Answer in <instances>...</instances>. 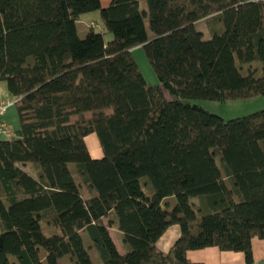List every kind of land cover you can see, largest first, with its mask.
<instances>
[{"label":"trees","instance_id":"16d2710c","mask_svg":"<svg viewBox=\"0 0 264 264\" xmlns=\"http://www.w3.org/2000/svg\"><path fill=\"white\" fill-rule=\"evenodd\" d=\"M145 3L0 0V81L20 126L0 140V264H201L186 254L209 247L252 262L251 240H264V109L224 120L190 101L264 100V1ZM95 11L104 33L79 37ZM204 19L208 40L195 27ZM138 47L159 85L145 82ZM173 225L180 236L161 252Z\"/></svg>","mask_w":264,"mask_h":264},{"label":"crops","instance_id":"0c3cea01","mask_svg":"<svg viewBox=\"0 0 264 264\" xmlns=\"http://www.w3.org/2000/svg\"><path fill=\"white\" fill-rule=\"evenodd\" d=\"M105 1H106L104 3L105 5H103V3L101 2L102 7H106L110 3L111 0H105ZM138 2H139L140 9L142 11H146V9L142 5L143 2L141 3V0H138ZM195 27L198 31H200L203 34V37L205 40L210 39L211 35L209 32V24L207 23L206 19L200 20L197 23H195ZM15 100L16 99L14 97L10 96L7 90L6 83L0 81V103L2 104L13 103L7 108V111L3 117V120L6 126L12 133L11 140L20 138V126H19V120H18L17 111L15 107ZM86 138H85V142H86ZM0 140L5 141L1 138ZM94 140L95 139H90L88 140V143L86 144L89 149V153L91 157L94 159H99L102 157L101 149L99 148V152L97 155L92 154L90 150V144L91 143L93 144ZM23 169L35 177V170L33 169L31 164H26L25 166H23ZM198 200L200 201L198 202ZM198 200L194 202L195 207L199 208L202 212H208L209 206L205 198L201 197ZM165 203H167L169 207H172L174 205L173 199H168L165 201ZM47 233L50 235L53 233V230L51 228H48ZM114 234L119 235L120 233L114 229H111L110 235L112 239H113ZM179 236H180V228L177 225H173L169 227L164 232V234L159 238V240L156 243V246L161 252L166 253L168 252L170 247L174 244V242L179 238ZM125 250L126 252H128L129 249L125 248ZM251 250H252V262L250 264H264V240H260L258 238L252 239L251 240ZM117 251L119 252L118 248H117ZM186 256H187V259L190 260L191 262L201 263V264H247L243 253L224 252V251H220L218 248H215V247H209V248L196 250V251H188ZM92 260L93 262L96 263L98 261L97 256H96V261L94 259Z\"/></svg>","mask_w":264,"mask_h":264},{"label":"rangeland","instance_id":"374dc122","mask_svg":"<svg viewBox=\"0 0 264 264\" xmlns=\"http://www.w3.org/2000/svg\"><path fill=\"white\" fill-rule=\"evenodd\" d=\"M100 2H102L103 5H105L104 3L106 1L100 0ZM141 3L143 7L147 10V5L145 3V0H141ZM145 22H146V27H147V20H145ZM90 28H93L94 32L96 33H104L103 22H102L99 11L86 13L80 17V21L77 23V31H78L79 37L81 38L85 37V35L88 33V30ZM148 33H149V36L152 37V34L150 33V31H148ZM111 39H112L111 34L109 33L104 34V40L106 42L110 41ZM132 56L135 62L137 63L145 82L148 84H152V85H159L158 78L156 74L154 73L151 65L149 64L144 50L141 47H138L132 50ZM190 103L193 105L202 107L203 109L209 111L210 113L220 116L224 120L248 116L250 114H253L255 112H258L264 109V100L262 97H255V98L248 99V100L228 101V102H223V103L215 102V101H207V100H191ZM90 139H95L94 143L90 144V150L92 154L97 155L99 152V148H100L97 136L93 134L87 137L86 143H88V140ZM199 198L201 197H195L191 199V203L193 202L194 204V202H196ZM199 201L200 200H198V202ZM173 203H175L174 199H173ZM86 238L87 237H84L85 246L89 242L88 239ZM113 241H115V245L117 246L121 254L126 253L125 248L129 249L127 245L123 244L122 235L114 234ZM91 257L92 259L96 261V254L92 250H91ZM10 259L14 260V258L12 257Z\"/></svg>","mask_w":264,"mask_h":264},{"label":"built area","instance_id":"2783aa9c","mask_svg":"<svg viewBox=\"0 0 264 264\" xmlns=\"http://www.w3.org/2000/svg\"><path fill=\"white\" fill-rule=\"evenodd\" d=\"M264 1V0H262ZM16 102V100H15ZM13 103H7V104H2L0 103V138L3 140H11L12 139V133L6 126L3 117L7 111V108L12 105Z\"/></svg>","mask_w":264,"mask_h":264}]
</instances>
